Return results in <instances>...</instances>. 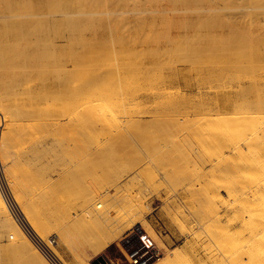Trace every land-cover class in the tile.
<instances>
[{
  "label": "rangeland",
  "instance_id": "rangeland-1",
  "mask_svg": "<svg viewBox=\"0 0 264 264\" xmlns=\"http://www.w3.org/2000/svg\"><path fill=\"white\" fill-rule=\"evenodd\" d=\"M7 1L8 5L3 0L0 3H3L0 14L8 6L7 15L0 16V27L15 20L16 12L12 14L11 9L18 11L17 6L11 7V0ZM31 1L28 5L38 2ZM45 1L39 0L41 8ZM172 1L154 0L157 9L153 17L156 21L153 39L158 34L160 40L156 38V41L161 44L153 43L150 38L151 47L146 49L134 44L137 48L129 51L135 61L138 55L145 59L151 52L173 53L175 45L166 63L172 67L164 66L165 74L160 73L165 77L137 93L134 62L120 67L105 64L106 80L101 91L107 105L104 113L91 108L97 113L94 117L88 105L74 100L73 84L66 76L55 73L56 70L42 77L48 70V61L42 60L43 55L48 57L51 50L54 54L59 51L61 67L68 73L81 70L71 52L75 55L83 51L101 53L100 30L80 26L84 18L88 19L85 14L80 17V13L84 8L88 10L89 1L87 7V0L81 1L85 7L81 3L79 10L78 4L74 7L83 21H76L79 30L71 26L74 32L65 28V32H55L60 25L57 19L53 31L52 14L45 16L37 5L30 8L51 18H46L51 31L43 21L44 29L49 31H39L40 23H37L38 30L35 32L34 26L27 34V45L43 50L38 53H43L40 58L45 62L44 70L38 66L42 61L37 60L39 64H36L32 58L31 62L27 59L26 62L23 53L24 59L17 56V51L13 52L24 35L5 33L6 37L14 38V48L11 41L9 48L0 46L13 52L7 54L10 60L7 57V62H0V264H94L103 255L107 256L109 264H131L124 248L137 244L138 234L133 230L150 234L160 250L159 257L148 264H243L242 258L247 264H264L263 232L252 236L244 225L246 220L258 222V218L264 216V188L259 187L264 182L261 169L264 119L258 117V111L254 113L258 110L256 103L264 101V63L261 60L264 33L256 28L264 25V0H254L256 4L253 0ZM20 2L22 4V0ZM93 4L97 6L101 1ZM9 5L11 9L7 10ZM255 5L260 7H253ZM239 6L244 9L240 10ZM29 7L23 8L28 11L25 14L30 13ZM77 12L71 15L70 21L72 16L76 20ZM59 13H55L58 18L62 15ZM52 16L54 18V14ZM218 19L232 25L230 37L239 40L240 46L234 45L219 53V47L214 50L201 43L205 35L208 37L213 28L217 29L212 23H224ZM38 20L36 18L33 25ZM130 20L128 34L133 40L152 37L154 29L153 33L149 29L137 31L134 14ZM188 22H192L191 25ZM254 24L257 31L251 28ZM3 28L0 34H4L6 29ZM250 29L254 31L250 34L255 42L249 45L252 40L245 37L250 38ZM169 34L177 43L168 47L163 44V48L162 42ZM3 39L0 37V45ZM6 42L3 45H7ZM154 44L161 47L153 48ZM179 44L184 48L183 54L180 50L176 53ZM186 45L189 46L186 48ZM166 47H171V51L167 52ZM14 56L16 59L12 58ZM220 56L226 57L225 62ZM217 57L221 60L219 64ZM229 60L234 64L230 65ZM175 71L181 81L171 83L169 79ZM222 72L229 74L224 78L217 75ZM119 75L123 81L119 80ZM172 104L176 107H170ZM252 104L257 109L251 107ZM69 110L72 115L61 116L59 123L53 120L58 113ZM90 116L95 122H90ZM99 116L104 118L98 119ZM132 166L134 169L130 170ZM131 171L137 172L136 177L134 175V180L130 181L128 176L130 182L125 186L126 178L122 174ZM115 173L121 174L120 179L124 178L120 184L111 180ZM254 185H258V192L247 193ZM93 188H98L102 197L94 203L88 199ZM137 199L141 204L144 201L146 208L139 218L132 210ZM100 200L101 206H96ZM62 229L68 231V240L58 233ZM41 231H49L51 246L48 249L40 247ZM99 242L102 246L95 249ZM251 246L254 251L248 259L242 252ZM176 251L179 252L177 261L168 262Z\"/></svg>",
  "mask_w": 264,
  "mask_h": 264
},
{
  "label": "bare ground",
  "instance_id": "bare-ground-1",
  "mask_svg": "<svg viewBox=\"0 0 264 264\" xmlns=\"http://www.w3.org/2000/svg\"><path fill=\"white\" fill-rule=\"evenodd\" d=\"M10 1V0H9ZM12 1V0H11ZM10 1V5H11V7L13 8V7H16L15 9H17L18 11H14L13 9H11V7H10V5H9V9H7V10H10V12L12 11V14H14V12H16V14H14L15 15V20L13 21V22H8V23H3L2 25L3 26H1L2 28L3 27H5V28H3V29H6V30H3L4 31V34L2 33V34H0V37H1V39H3L2 37H5V39H3V44H5V40L6 41H8V42H6V44L8 45V47H7V45H3L2 43H1V45L0 46H5L6 48H9L10 46V41H11V47L13 46V44H14V42H12V39H14V38H11L10 36H7L6 37V35H5V33H7V32H13V33H16V34H22V35H24L23 36V40H21V42H17V43H19L20 45H19V47H16V48H14V47H12V48H14V49H12L13 50V52H18V53H16L17 54V56L19 57H21L22 59H24L25 58V60L24 61H26V59L27 60H29L30 62L32 61V58L35 60V63H36V61L37 60H39L38 62H40V61H42V60H44V61H48L47 62V69L48 70H45L44 72H43V75H42V77H45V73L47 74V73H52V72H55L56 70V72L55 73H57V74H59V75H62V76H66V78H68L70 81H71V83L73 84V89H72V94H73V96H74V100H78L79 101V103L78 104H83L84 106H86L87 107V105H88V109L90 110L89 112H91V115H92V117H94L93 116V114H95V113H93L91 110V108H93V109H96L98 112H100V113H104V108L106 107V103H107V99H105V97H104V94H103V92L101 91V87L105 84V80H106V78H105V76H104V72H105V70H104V66H105V64H114V65H116L117 67H120L121 65H128L129 63H132V62H134L135 63V66L137 67L136 68V70H135V73H134V81H135V87H136V89H135V91L137 92V93H140L147 85H150V84H153L158 78H162V77H165V75H161L162 73H160V72H163V70L165 69V67L164 66H166L168 63H169V54L168 53H170V54H173L174 53V46H172V44L174 43V42H176V40H173L172 39V36H170V34H169V36H166L165 38L166 39H164L163 40V42H162V46H163V44L166 46L167 45V47L168 46H172L173 47V49H172V51H173V53L172 52H168V51H171V47H169V48H167L166 50H167V52L168 53H166V51L164 52V51H162V52H160V53H150L149 54V56L147 57V58H145V59H143V57L141 58L140 57V55H138V58L137 59H135V61H133L132 60V58H131V56H130V53H129V51H131L132 49H134V48H137V47H141V48H148L149 46H150V44L152 43V42H150V38H152L153 39V37H154V35H155V29H154V27H155V22L156 21H153V17L155 16L154 15V12L156 11V9L157 8H155V6H154V0H100L101 1V4H97V1L98 0H87V3L85 4L86 5V7L88 6V3L90 2L91 3V6L90 7H87V9L88 10H86V8H84L85 6L83 5L84 3H81V1H83V0H79V1H77V0H72V1H74L73 3H76V5H74L72 2H71V0H70V2L72 3V5H70L71 3L68 1V0H47V1H45V0H40L41 2H43V1H45L44 2V4L42 5V8H41V2H40V5H39V0H38V2L35 4H32L34 7L37 5L39 8H38V10L40 11V13H42V14H44L45 16H46V14H49V16H50V14H54V18H53V16L51 15L50 17L54 20V23H53V21H52V24H53V27L52 26H50V27H52L53 28V31H54V28H55V26H54V24L55 25H57V22H59V24L61 25H59V27H57L56 29H57V31H56V29H55V32H65V30H73L72 32H74V28H76L77 29V27L79 26V22L81 21V22H83L82 20H80V17H83L82 15L83 14H85L86 16H88V19L87 18H84V19H86L85 21H84V23H80V26L81 25H83L84 27L86 26V27H92L93 28V30L94 29H96L95 31H97V30H100V34H101V42H102V51L100 50L99 52H101V53H103V54H101V53H97V54H91L90 52H88V51H83L82 53H78L77 55H81V56H77V55H75V53L74 52H71V54L70 55H74L73 56V58H75L76 57V62H78L79 61V64L78 65H80L81 66V70L80 71H76L75 73H68L66 70H63V68L61 67V64H60V56H61V54L59 53V51L57 52V54H54L53 52V50H51V53L49 54V56L48 57H45V54L42 56V54L41 53H38V52H43V50L42 51H39L38 49H36L37 50V52H36V50H34L35 48H30V44L29 45H27V34H29V32L31 33L32 31V29H34V26H35V29H34V31L35 30H38V26H37V23H40V28H39V31L40 30H44V31H49L50 30V27L48 26V24H47V21H46V18H47V20H50L51 18L50 17H48V15H47V17H45L44 15L42 16V14L41 15H39V12H38V10L36 9V10H34V12L35 13H38V14H35L34 12H33V10H31L30 8L32 7V9H34L33 8V6L29 3V5H30V7H29V5H28V2L30 1V0H26V2H27V4H25L26 2L24 1V0H22V4H21V0H19V1H15V0H13L12 2ZM23 1L25 2V3H23ZM37 1V0H36ZM59 1V2H58ZM76 1V2H75ZM89 1V2H88ZM93 1H96V2H93ZM171 1V0H170ZM179 1V0H178ZM184 1V0H183ZM183 1H181L182 3H183ZM254 1V0H253ZM259 1H261V0H259ZM258 1V2H259ZM3 2H5L7 5L9 4V2L7 1L6 2V0H3ZM31 2H34V0L33 1H31ZM67 2V3H66ZM79 2V3H78ZM85 2V1H84ZM172 2H176V1H172ZM187 2V0H185V3ZM255 2V1H254ZM0 3H1V0H0ZM70 3V4H69ZM82 4V6H84V7H82V9L84 8L85 10L84 11H86V13L83 11V10H81L80 12V17H79V4ZM89 3V4H90ZM93 3H96L97 4V6L96 5H94ZM100 3V2H99ZM179 3V2H178ZM177 3V4H178ZM257 3V1L255 2V4ZM261 3V2H260ZM260 3H258V4H260ZM3 4V3H2ZM2 4L0 5V7L2 6ZM6 4L5 5H3V7H5L6 6ZM15 6H14V5ZM23 4H25V6L24 7H26V8H28L29 7V14H25V12L27 11L26 10V8L23 10ZM77 4H78V6H77ZM173 4H175V3H173ZM20 5L22 6V8L20 7ZM26 5H28V6H26ZM180 5V4H179ZM187 5V4H186ZM261 5V4H260ZM36 6V7H37ZM45 6V7H44ZM76 6H77V8H78V10L77 9H75L76 8ZM98 6L100 7V8H98ZM175 6H177V5H175ZM257 6H259V5H257ZM256 5L255 6H253V7H257ZM8 7V6H7ZM7 7H5V8H7ZM35 7V8H36ZM44 7V8H43ZM75 7V8H74ZM260 7V6H259ZM258 7V8H259ZM262 7V6H261ZM2 8V7H1ZM5 8H3V10H1V11H3L1 14H3V15H7V14H5ZM56 8V9H55ZM237 8H242V9H244V7H241V6H239V7H237ZM254 8V9H255ZM257 8V9H258ZM241 10V9H240ZM31 11H32V14H31ZM37 11V12H36ZM78 11V12H77ZM28 12V11H27ZM59 13V15H61L59 18H58V15L57 14H55V13ZM75 12H77L78 14V16L76 17V20L74 21V13ZM84 12V13H83ZM37 16L36 18L37 19H39L38 20V22H35L36 23V25L34 24L33 25V23H34V20H36V18H35V16H34V14ZM96 13L97 14H99L100 13V15H99V17H97V16H94V15H96ZM0 14V16H2ZM73 14V16H72V18H71V21H72V19H73V21L76 23V25H75V23H74V25H72L71 23V21H70V17H71V15ZM88 14V15H87ZM131 14H134V18L136 19V21H135V29L137 30V31H146L147 29H149V32H152V30L154 29V34L152 35V37H150V36H148L146 39H143V40H141L140 38H138V39H134L133 40V38L132 37H130V35L128 34L129 32H131V30H130V28H129V26H127V23H129L131 20H130V18H131ZM9 15V14H8ZM28 15V17H26ZM34 16V18L35 19H33V17L32 16ZM41 17L42 16V18H39V16ZM102 15V16H101ZM32 18H31V17ZM56 16V17H55ZM76 16V15H75ZM93 16V17H92ZM136 16V17H135ZM43 17H45V18H43ZM100 17H102V18H100ZM48 18H50V19H48ZM97 18H99L101 21H98L99 19H97ZM43 19H45V20H43ZM55 19H57L56 21H55ZM66 19V20H65ZM67 19H69V20H67ZM80 21H79V20ZM81 19H83V18H81ZM83 19V20H84ZM97 19V21L99 22V23H97V21H95ZM156 19V17L154 18V20ZM168 19V18H167ZM41 20V21H40ZM78 20V23L76 22ZM164 22H166L165 21V19H162ZM170 20V19H169ZM168 20V21H169ZM218 20H220V22H222L223 20H221V19H218ZM3 21H5V20H3ZM45 22V25H46V27H49V30H47L46 29V27H45V29H44V24H42L41 22ZM69 21V22H68ZM87 21V22H86ZM251 21V20H250ZM6 22V21H5ZM50 22V21H49ZM56 22V23H55ZM66 22H68V23H66ZM85 22L88 24H85ZM154 22V23H153ZM157 22H158V20H157ZM170 22H171V20H170ZM169 22V23H170ZM176 22V21H175ZM215 22H217L218 23V21H215ZM215 22H214V24L212 23V25L214 26V27H217V29H215V28H213V30L214 31H211V33L209 34L208 32L210 31V29L208 30V32H207V35H208V37L205 35L204 37H206L205 39H204V41L202 40V38H200V40H202L201 41V43H203V45L205 46V47H213V49L214 50H217L216 48L217 47H219L218 48V52L220 53L221 51H223V50H228V49H230L232 46H240V44H242L239 40H236L235 38L233 39V38H231L230 37V34H232L233 32H232V25H229L228 26V24H226L224 21V23L222 24V25H220V23L219 24H215ZM168 23V24H169ZM172 23H174L173 22V19H172ZM171 23V24H172ZM192 23V22H191ZM191 23L190 22H188L187 24H189V25H191ZM50 25H51V23H49ZM67 24V27L66 26H64V25H66ZM78 24V25H77ZM168 24H166L168 27V29H167V31L169 30V26H170V24L168 25ZM226 24V25H225ZM251 25H252V22L250 23ZM257 24V23H256ZM256 24H254L253 26H251V28L253 27L254 28V26H256ZM43 27H42V26ZM178 25V24H177ZM211 25V26H212ZM216 25V26H215ZM218 25V26H217ZM220 25V26H219ZM33 26V27H32ZM64 26V27H63ZM71 26H75L74 28L72 27L71 28ZM77 26V27H76ZM79 26V27H80ZM207 26V25H206ZM212 26V27H213ZM0 27V28H1ZM38 27V28H37ZM82 27V26H81ZM85 27V28H86ZM171 27H172V25H171ZM170 27V28H171ZM203 27V24H201V26H200V28H202ZM207 27H209V26H207ZM206 27V28H207ZM219 27V28H218ZM232 27V28H231ZM247 27V26H246ZM2 28L0 29V31L2 30ZM41 28H43V29H41ZM64 28H65V30H64ZM220 28L222 29V31L220 30ZM248 28H250V27H248ZM256 28H257V30H262L260 33H264V25H260L259 24V26L257 25L256 26ZM61 29V30H60ZM75 29V30H76ZM52 30V29H51ZM50 30V31H51ZM77 30H79V29H77ZM199 30H201V31H203L202 29H199ZM249 30V29H248ZM254 30H255V28H254ZM257 30H255V31H257ZM33 31V32H34ZM36 32V31H35ZM67 32V31H66ZM152 32V33H153ZM170 32V31H169ZM254 31H253V29H252V32H251V29H250V31H249V35H250V38L249 37H245V39H247L248 41L251 39L252 41L249 43V45L252 43V44H254L253 42H255V38H254V36L252 35L251 36V34L253 33ZM43 33V32H42ZM251 33V34H250ZM156 36L158 37V34H156ZM203 36V35H202ZM232 36V35H231ZM156 37V38H157ZM159 37H160V34H159ZM7 38V39H6ZM156 38H154L153 39V43L156 41ZM160 38H162V36L160 37ZM40 39V38H39ZM157 39H159V38H157ZM160 40V39H159ZM179 41L181 40V39H178ZM199 39H197V41H198ZM134 41V42H133ZM152 41V40H151ZM158 41V40H157ZM157 41H156V43H157ZM162 41V40H161ZM0 42H2V41H0ZM181 42H182V40H181ZM39 40H38V43L36 44L37 46L39 45ZM150 43V44H149ZM155 43V44H156ZM177 43V42H176ZM176 43H174V44H176ZM180 43V42H179ZM197 43H199V41L197 42ZM136 45L137 47H134L133 45ZM154 44V45H155ZM159 44H161L160 42H159ZM158 43H157V45H159ZM183 45H184V43H182ZM188 44V43H187ZM194 44H196V43H193V46H198V44H196V45H194ZM263 44V43H262ZM179 45H181V44H179ZM179 45H177V48L179 47ZM215 45H216V47H215ZM218 45V46H217ZM189 45H186V48L188 47ZM200 46H202V45H200ZM203 46V47H204ZM264 46V45H263ZM0 48V49H2V50H5V49H3V48ZM29 47V48H28ZM151 47V46H150ZM156 47V45L155 46H153V48H155ZM161 47V46H160ZM159 46H157L156 48H160ZM181 47H182V45L179 47V49H178V51L176 52L177 54L178 53H180V51L181 50H183L184 48L182 47V49H181ZM185 47V46H184ZM163 48H164V46H163ZM264 48V47H263ZM33 50V52L32 51H30V50ZM100 49V48H99ZM150 49V48H149ZM211 49V48H210ZM12 50H10V51H8L7 52V49H6V51H2V52H4V53H1L0 52V62H4V61H6V58L8 57V53L9 52H12ZM15 50V51H14ZM46 50V49H45ZM44 50V52L47 54V51H45ZM163 50H165V49H163ZM180 50V51H179ZM186 50V49H185ZM12 52V53H13ZM19 52H21L20 53V55H19ZM22 53H23V56H25L24 58L22 57ZM175 53V54H176ZM184 52H182L181 51V54H183ZM185 53H186V51H185ZM10 55H11V53H9ZM39 54V55H38ZM41 54V55H40ZM51 54H53L51 57H50V55ZM100 54H101V56L102 57H98V55L100 56ZM137 54H141V52H138ZM153 54V55H152ZM167 54V55H166ZM13 55V54H12ZM14 55H15V53H14ZM16 56V55H15ZM12 57L13 59H16V57ZM43 57V58H45V59H42V58H40V57ZM97 56V57H96ZM10 58H11V56H9ZM8 57V58H9ZM177 57H180V55L179 56H177ZM231 56H229V59H231V61L233 60L232 59V57L230 58ZM263 57H264V55H263ZM8 58H7V60H8ZM10 58H9V60H10ZM46 58H47V60H46ZM220 59H222L223 61H224V59H226V57H223V56H220L219 57ZM42 59V60H41ZM103 59V60H102ZM215 59H217V61H218V63L217 64H219V63H221V60L219 61V59H218V57L217 58H215ZM261 60H262V62L264 63V58H261ZM216 61V60H215ZM230 60L228 61V63H230L231 62ZM234 62H235V60H233ZM7 62V61H6ZM27 62V61H26ZM30 62H29V64H30ZM37 62V63H38ZM225 62V61H224ZM234 62L232 63H230V65L231 64H234ZM36 63V64H37ZM167 63V64H166ZM223 63V62H222ZM34 64V61H33V63H32V65ZM39 64V63H38ZM40 64H41V62H40ZM38 65L39 67L40 66H42V69H43V66H45V62H43L42 61V64L41 65ZM50 65V67H49V65ZM31 65V64H30ZM35 65V64H34ZM164 67V68H161V67ZM172 67L171 66V64H169V65H167V67ZM44 70V69H43ZM160 70V71H159ZM162 70V71H161ZM158 71V72H157ZM222 71H223V69H222ZM160 74V76L158 75V74ZM164 73V72H163ZM165 74V73H164ZM227 74H229V73H227V72H222V73H220V74H217V75H221L222 76V78H224ZM112 75V74H111ZM215 79V78H214ZM119 80L120 81H123L122 80V77H121V75H119ZM169 80H171L170 82L171 83H176V81H181V79L178 77V73L175 71V72H172L171 73V77H170V79ZM216 80V79H215ZM219 81H220V79H218ZM256 104H258L257 105V107H258V110H255L254 111V113L256 112V111H258L260 114L258 115V117H261V118H263L264 119V101H262V102H257ZM253 106H251V107H254L255 106V108L257 109V107H256V105H254V104H252ZM89 106H90V108H89ZM170 107H172V108H175L176 107V105H174V104H172ZM259 108H261V109H259ZM249 109V108H248ZM252 109V108H251ZM250 110V109H249ZM99 113V114H100ZM65 114H70V115H72L73 113H72V111L71 110H69L67 113H58V117H54V121L56 122V123H59L60 121H61V116H64ZM97 114V113H96ZM97 116V115H96ZM101 116H103V114H101ZM99 118H104V117H98V119ZM95 118H92V120H91V116H90V118H89V120H91L90 122H92L93 120H94ZM105 120V119H104ZM94 122H95V120H94ZM100 122H102V123H104L103 122V120H101ZM128 165V164H127ZM135 165V164H134ZM133 165V166H134ZM133 166H132V168L131 167H129L128 169H130V170H132V169H134V168H137V167H135L134 166V168H133ZM126 167V166H125ZM258 167V166H257ZM263 168H264V165L262 166ZM261 167V169L264 171V169ZM127 168V167H126ZM127 169V170H128ZM124 171H126V169L124 168L123 169ZM130 172V171H129ZM139 172V171H138ZM136 171H134V172H132L131 171V173H123L122 174V176H124V178H126V181H125V183H124V185L126 186L130 181H131V179L133 178V176L135 175V177H136ZM264 173V172H263ZM133 174V175H132ZM120 176H121V174L120 175H118V173H115V174H113V176H112V178H111V180H113L114 181V183L115 184H120L122 181H123V179H120ZM130 177V181H129V179H127V178H129ZM264 176V175H263ZM134 177V178H135ZM134 178H133V180H134ZM264 179V178H263ZM48 180H50V179H48ZM263 181V180H262ZM263 184L262 185H259V187H263L264 188V182H262ZM257 186L258 185H254V186H251L250 188H249V190L247 191V193H252V194H254L256 191H257ZM258 192V191H257ZM91 196L88 198V199H92V203H94L98 198H100L101 197V194H99V191H98V188H93L92 190H91V192L89 193ZM138 197V196H137ZM102 198V197H101ZM134 198V197H133ZM132 198V199H133ZM139 198V197H138ZM134 199H136V198H134ZM139 199H141V198H139ZM139 199H137L136 200V202L134 201L133 203V206H132V210L135 212V214L136 215H138V217L137 218H139L140 216H142V212H144V209H146L144 206H143V200H141V201H143L142 202V204L141 203H139L140 201H139ZM96 206H101V200L100 201H97L96 202ZM146 213V212H145ZM139 214H141V215H139ZM143 215H145L144 213H143ZM245 218L243 217V220H244ZM245 221V220H244ZM247 221V220H246ZM245 221V223H244V225H246V229L249 231V233L252 235V236H256L257 234H259V233H262L263 232V234H264V216H261V217H259L258 218V222H256V220H250V222H246ZM257 223H259V224H257ZM48 232L49 231H41V233L39 234V237H40V247L41 248H45V249H48V248H50V243H49V240H51L50 238H49V234H48ZM58 233H60V235L65 239V240H68L69 239V233H68V231L67 230H65V229H62V230H60ZM108 241L109 240H107V242H106V244L108 243ZM95 245V244H94ZM100 246H102V244L99 242V243H97L96 245H95V249H98ZM253 251H254V246H251V247H248L245 251H243L242 252V255L243 256H249L248 257V259H251V257H252V255H253ZM179 258V252L178 251H176V252H174V254L171 256V257H169L168 258V262H170V263H174V262H176L177 261V259ZM242 263L243 264H247L246 262H245V260H244V258H242Z\"/></svg>",
  "mask_w": 264,
  "mask_h": 264
},
{
  "label": "built area",
  "instance_id": "built-area-1",
  "mask_svg": "<svg viewBox=\"0 0 264 264\" xmlns=\"http://www.w3.org/2000/svg\"><path fill=\"white\" fill-rule=\"evenodd\" d=\"M1 170L2 166L0 164V171ZM133 233L138 234L137 244H132L130 246L125 245L124 248L126 257L128 258L131 264H148L156 257H159L160 250L155 240L150 236V234H148L147 232H139L135 230H133ZM127 240L129 241V238H127Z\"/></svg>",
  "mask_w": 264,
  "mask_h": 264
},
{
  "label": "water",
  "instance_id": "water-1",
  "mask_svg": "<svg viewBox=\"0 0 264 264\" xmlns=\"http://www.w3.org/2000/svg\"><path fill=\"white\" fill-rule=\"evenodd\" d=\"M94 264H109V259L106 255L100 256L97 260L93 262Z\"/></svg>",
  "mask_w": 264,
  "mask_h": 264
}]
</instances>
